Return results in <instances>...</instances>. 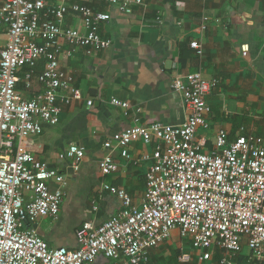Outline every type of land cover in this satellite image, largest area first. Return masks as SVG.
Here are the masks:
<instances>
[{"label": "built area", "instance_id": "built-area-1", "mask_svg": "<svg viewBox=\"0 0 264 264\" xmlns=\"http://www.w3.org/2000/svg\"><path fill=\"white\" fill-rule=\"evenodd\" d=\"M143 5V0L0 4V29L8 36L7 43L0 41V264H94L99 257L110 264H150L152 252L175 231L189 239L194 251L182 247L181 264H191L194 257L198 264H239L236 258L246 247L249 263L264 264V136L244 135L242 128L229 142L227 131L220 129L214 151L205 152L207 141L198 134L212 126L207 97L219 82L205 80L202 71L176 76L172 83L187 113L182 125L146 124L142 108L110 100L132 117V125L104 143L100 170L104 177L119 173L116 153L130 159L137 142L152 148L141 157L151 163L141 205L126 190L105 183L103 191L115 196L121 208L100 225L83 224L76 232L77 250L53 249L38 233L42 221L60 218L67 179L25 142L59 125L66 107L84 101L75 75L62 68L61 60L79 51L91 57L111 49L112 40L102 33L111 14L103 6L131 15ZM70 17L80 26H68ZM191 48L204 58L200 42H191ZM35 85L40 91L27 98ZM87 106L93 107V100ZM85 157V149L76 145L60 155L72 161L76 172Z\"/></svg>", "mask_w": 264, "mask_h": 264}, {"label": "crops", "instance_id": "crops-1", "mask_svg": "<svg viewBox=\"0 0 264 264\" xmlns=\"http://www.w3.org/2000/svg\"><path fill=\"white\" fill-rule=\"evenodd\" d=\"M143 1L144 5L131 15L101 8L111 14V21L102 29L103 36L113 42L111 49L91 57L79 51L75 57L61 60L62 68L75 75L84 101L66 107L59 125L25 142L29 151L67 179L60 218L44 220L37 227L53 249L77 250L76 232L83 224L100 225L118 214L120 202L103 191V184L124 189L135 204L143 203L151 163L142 162L141 157L152 148L137 142L130 148V159L116 153L119 173L104 177L100 170L104 143L132 125V117L126 118L121 109L110 104L112 98L142 108L146 124L182 125L187 113L172 83L176 76L202 71L205 80L219 82L207 97L212 126L198 134L207 141L205 152L214 151L220 129L233 139L242 128L264 136V0ZM204 19H208L205 31ZM67 24L80 26L75 17L68 18ZM0 41H8L5 28L0 29ZM187 41L200 42L205 56H194L183 65L180 49ZM39 91L35 85L26 96ZM87 100H93L94 106L88 107ZM72 145L85 149L78 172L72 161L60 159ZM182 247L194 254L175 231L170 241L152 252L150 264H181L176 255ZM193 263L198 264L195 257ZM94 264L110 262L99 257Z\"/></svg>", "mask_w": 264, "mask_h": 264}, {"label": "trees", "instance_id": "trees-1", "mask_svg": "<svg viewBox=\"0 0 264 264\" xmlns=\"http://www.w3.org/2000/svg\"><path fill=\"white\" fill-rule=\"evenodd\" d=\"M198 57L200 59V57L197 55V52L195 50H193L191 48V42L190 41H187L186 43L182 44L181 45V49H180V62L185 65L186 64V61L193 58V57ZM26 70H28L26 68ZM25 70V71H26ZM21 77L23 78L24 77V74H21ZM246 129V128H245ZM244 135H247L249 134V132L246 131L243 133ZM229 142H232L234 141L236 138L233 139V136L232 135H229ZM188 246L192 247L191 246V242L188 243ZM181 255V252L180 253H177L176 255V258L179 259V256ZM179 261V260H178ZM236 261L239 263V264H254V263H249L248 262V258L244 255V251L242 254H240L238 256V258H236ZM194 264V263H193Z\"/></svg>", "mask_w": 264, "mask_h": 264}, {"label": "rangeland", "instance_id": "rangeland-1", "mask_svg": "<svg viewBox=\"0 0 264 264\" xmlns=\"http://www.w3.org/2000/svg\"><path fill=\"white\" fill-rule=\"evenodd\" d=\"M4 40H5V39H4ZM201 130H203V129H201ZM183 242H184V244L186 245L187 249H191V247L188 246L189 239H184ZM248 252H249V249L246 247V248H245V251H244V254H247Z\"/></svg>", "mask_w": 264, "mask_h": 264}]
</instances>
